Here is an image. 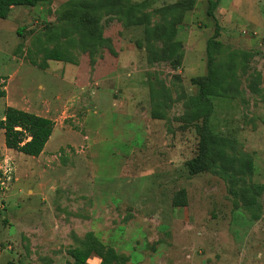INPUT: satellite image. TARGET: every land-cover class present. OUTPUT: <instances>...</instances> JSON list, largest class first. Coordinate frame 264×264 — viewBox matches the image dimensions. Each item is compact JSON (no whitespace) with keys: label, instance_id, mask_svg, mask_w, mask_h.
Here are the masks:
<instances>
[{"label":"rangeland","instance_id":"obj_1","mask_svg":"<svg viewBox=\"0 0 264 264\" xmlns=\"http://www.w3.org/2000/svg\"><path fill=\"white\" fill-rule=\"evenodd\" d=\"M143 1L0 2V119L10 106L56 128L41 158L9 151L0 133V183L4 162L14 167L13 181L0 185V264H72L69 251L89 232L128 264H264V101L254 94L263 87L264 0H212L215 18L207 14L210 0H194L177 25L175 49L155 35L150 43L145 24L125 27L123 2ZM182 1L148 0L142 11L154 26L157 10ZM80 2L90 19L74 17ZM218 27L214 58L224 66L227 93L211 97L212 169L192 174L203 121L191 119L189 99L199 94L194 80L208 75L207 42ZM42 45L60 47L78 65L49 61L42 69ZM119 49L128 54L124 62ZM76 66L86 86L66 77ZM117 66H127L121 77L141 87L102 89L100 118V87L87 80L95 83V71L109 80ZM122 96L128 116L110 111L108 102ZM62 127L78 131L79 141L63 147L75 138L62 136Z\"/></svg>","mask_w":264,"mask_h":264},{"label":"trees","instance_id":"obj_2","mask_svg":"<svg viewBox=\"0 0 264 264\" xmlns=\"http://www.w3.org/2000/svg\"><path fill=\"white\" fill-rule=\"evenodd\" d=\"M49 1L51 0H0V2L8 3L13 7L28 8H33L40 3H47ZM193 2L194 0H184L180 3L160 8L157 10V13L162 16L161 23L154 26L151 23V15L147 13L144 14L142 11V9L147 7L149 3L148 0L141 3L123 2L121 8L124 25L125 27H134L145 24L147 38L150 43L151 38L155 35L159 40H163L166 47L175 49L179 46V42L175 41L177 36V25L182 21L183 13L193 6ZM217 6V1H209L208 17L215 18ZM78 7L79 10L74 17L82 19L86 17L90 19V16L86 14L88 10L83 7L82 2L78 4ZM219 37L220 33L218 27L215 35L207 42L208 75L194 80L195 84L199 86V94L189 99L193 107V114L190 116L192 117L191 119L195 122L203 121V126H199L197 123L201 137L199 142V156L196 161L189 164L192 174L211 171L213 166V162L209 156L211 131L208 126L213 111L211 97L227 93L226 88L223 86L224 78L226 77V74L222 70L224 66H219L214 58L215 51H218L221 46ZM38 39H40V37H38ZM103 43V33L100 30L97 43L98 50ZM151 47H154V45L151 44ZM38 52L43 55L41 58L42 61L39 64L42 69L48 68L49 61L78 65L75 59L66 55L58 46L49 48L42 45V47L38 49ZM170 56H172L171 51ZM32 63L38 65V61L36 60H32ZM261 79L263 87L254 90V94L264 101V77ZM223 90L225 92H222ZM2 97H6V91L0 89V98ZM153 100L154 95L152 92V101ZM54 129L55 122L52 119L10 106L5 108L4 118L0 119V130L4 131L6 148L35 158L44 153L46 145L53 135ZM250 161L249 163H251ZM248 168L252 169V164H249ZM234 203L235 207H237L238 204L236 202ZM69 254L73 259L72 264H87L92 257L99 258L100 264H128L125 257L119 255L114 248L105 245L93 232H89L85 235L82 247L71 249Z\"/></svg>","mask_w":264,"mask_h":264},{"label":"crops","instance_id":"obj_3","mask_svg":"<svg viewBox=\"0 0 264 264\" xmlns=\"http://www.w3.org/2000/svg\"><path fill=\"white\" fill-rule=\"evenodd\" d=\"M127 57H128V54L125 51H122L121 49H119V51H118V59H119V61L124 62V60L127 59ZM56 62H58V61H56ZM48 64L50 65L49 62H48ZM123 67H127V66H117L116 67V70L111 71V74L112 75H111V78L109 80L103 79V77H101L102 79L101 78H98L97 79L95 77L96 74H97L96 71L94 73V77L92 76L93 77L92 79L94 80L95 83H92L93 82L92 80H87V83L89 85H91V84L93 85L92 88L93 87H96L97 88V86L100 87L98 90L96 89V91H95L96 95L94 96V97H96V100H94V103H97L98 104V105L95 106V110H96L95 111V114L98 115V113H101L98 117H100L102 115V113L106 110V106L103 105V104H101V102L98 99L101 96L100 93H101L102 89H104L105 87H116V88H120V90H121V89L127 88V87H130V88H139V87H141V83L139 84L138 82L127 81V80H124L123 77H121L122 76L121 74L124 71H126V69H124ZM80 68L83 69L82 66L81 67L80 66H76L75 73H73L72 68L71 67H67L65 69L66 77H69V78L74 77V79L71 78V80H72L73 83H76L77 86H82V85L86 86L85 85V83H86L85 79H83V78L80 79V76H82L83 75V72H84V69L82 71H80ZM100 71H101V68L98 67L97 68V72L100 73ZM114 71H116V72L113 74ZM77 76H79V77L76 78ZM69 82H71V81H68V83ZM124 102H126V104L129 105V106H128L127 109L121 110L119 107L123 106L122 104ZM108 103H109V106L112 107V108H110V111H114L113 113H115V114L127 115V116L130 115V114H132L131 107H130V102L127 101V99H126L125 96H122V98H119L117 100L113 99L112 101H109ZM3 118H4V116L1 119H3ZM55 129H54V131H55ZM60 132H61V135L62 136H65V137L72 136V137L75 138L74 140H72V138L70 140L67 138L66 142L63 143V145H64L63 147H66L67 145H70V141H73V142H77L76 140L79 141V137L76 136L77 134L79 135V132L78 131H75V130L68 131V130H66V129H64L62 127V128H60ZM0 133H4V131L3 130H0ZM73 133H75L76 135H74ZM90 135L91 134H89V135L86 134L85 136H83V138L85 140L84 141L85 144L86 145H89V147L92 146V145H90V143H93V141H94L93 135H91L92 137ZM2 136H3V134H2ZM2 143H3V137H2ZM4 145H5V142H4ZM48 148H49V142L46 145V148L44 150V153L42 155H40L39 157H37V158L44 157L46 155V153H49L50 152V149L48 150ZM8 150L9 151H13L11 149H8Z\"/></svg>","mask_w":264,"mask_h":264},{"label":"built area","instance_id":"obj_4","mask_svg":"<svg viewBox=\"0 0 264 264\" xmlns=\"http://www.w3.org/2000/svg\"><path fill=\"white\" fill-rule=\"evenodd\" d=\"M13 173H14V167H11V164H9L8 161L4 162L3 178L0 183L1 187H7V185H9L13 181Z\"/></svg>","mask_w":264,"mask_h":264}]
</instances>
